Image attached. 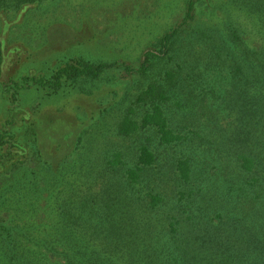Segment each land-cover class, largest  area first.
<instances>
[{
  "label": "trees",
  "instance_id": "trees-1",
  "mask_svg": "<svg viewBox=\"0 0 264 264\" xmlns=\"http://www.w3.org/2000/svg\"><path fill=\"white\" fill-rule=\"evenodd\" d=\"M31 1L40 2L0 0V6L17 10ZM256 1L254 6L248 3L249 9L243 3L235 7L255 13L264 28V0ZM192 8L193 0H188L187 12ZM189 27L186 22L163 34L159 50L147 51L148 55L172 60L176 40ZM215 27L208 37L222 52L208 57L215 64L213 82H200V93L190 83L188 100L173 101L171 93L178 83L199 76L198 72L206 77L210 66L197 59L196 67L184 71L177 63L176 72H165L168 84H149L137 94L144 114L124 117L113 130L117 142L135 145L133 163L125 161L121 144H114L96 166L84 164L79 156V147L87 144L83 131L73 139L72 129H43L34 135L38 141L34 159L41 161L36 169L25 165L27 156L23 159L25 148L19 141L16 152L12 149L16 143L10 142L7 153L0 156V213L8 222L0 225V255L7 264H179L178 257L180 264H197L192 262L196 258L199 264L234 263L232 247L243 239L240 234L264 245V42H252L240 34L239 26H228L223 33ZM204 50L202 46L200 52ZM144 68L143 64L137 70L125 67L137 74H144ZM104 69L102 63L74 61L58 67L53 80L42 76L24 80L27 85L58 90L63 79L95 83ZM12 89L17 94L19 88ZM192 109L196 117L185 112ZM174 111L187 115L176 122L168 115ZM45 140L55 143L53 152H48ZM68 140L75 144L71 151L65 149ZM3 142L0 132V145ZM72 152L76 155L71 158ZM92 171L103 179L119 176L121 193L130 190L129 200L133 197L129 202L133 211L106 198L109 186L98 184L99 177L90 178ZM36 173L48 176V183L32 179ZM12 190L21 191L13 197ZM45 190H51L54 199L53 223L39 226L35 214L41 200L50 198ZM256 213H262L258 221L248 218ZM33 233L41 248L30 245L28 236L34 237ZM181 238L197 243L195 255L183 254Z\"/></svg>",
  "mask_w": 264,
  "mask_h": 264
},
{
  "label": "rangeland",
  "instance_id": "rangeland-1",
  "mask_svg": "<svg viewBox=\"0 0 264 264\" xmlns=\"http://www.w3.org/2000/svg\"><path fill=\"white\" fill-rule=\"evenodd\" d=\"M187 1L40 0L27 2L17 10L0 6V132L4 140L0 145V156L4 151L7 153L11 141L16 143L12 148L16 152L19 141L25 148V165L29 167L33 164L36 169L41 161L34 159L38 143L34 141V135L41 134L43 129H72L73 139L78 132L83 131V142L87 144L79 147V156L84 164L96 166L105 150L114 144H121L119 147L125 151V161L133 163L136 159L135 145L126 141L117 142L113 130L118 129L124 117H140L144 114L141 104L136 103L137 94L141 90L153 83L165 86L170 82L165 79L167 70L176 72L175 66L180 68L179 64L184 71V68L196 67L197 59H204V64L210 65L206 77L198 72L199 76H192L193 80L178 83L171 93L172 100L187 101L186 92L190 95V83L198 93L200 90L197 86L200 82L212 83L216 70L214 60L209 62L208 57L222 52L208 37L215 26L222 33L228 26H239L240 34L245 33L252 42H264L263 19L254 13L252 15L257 17L255 19L235 7L239 3L254 6L255 3L259 4L258 1L193 0V8L189 12ZM186 22L191 27L176 40L174 52L170 53L172 60L169 56L155 58L148 55L147 51L159 50V39L163 34ZM219 22L224 25L220 26ZM202 46L205 50L200 52ZM190 53L199 54L187 56ZM74 61L102 63L105 69L95 83L63 79L58 90L25 83V77L29 76L53 80L54 71L58 67ZM142 64L146 66L144 74L130 73L125 69L129 67L137 70ZM12 87L19 88L17 94ZM195 111L192 109L185 112L188 116L196 117L198 113ZM187 114L179 116L175 111L168 113L176 122L182 121ZM63 136L64 134L62 140ZM45 141L50 144L49 148L46 146L48 152H53L55 147L51 145L55 143ZM41 143L42 140L39 141V147ZM68 143L65 149L71 151L75 144L71 140ZM73 155L76 154H68L71 158ZM127 165L130 166L128 163ZM27 173L30 172L25 174ZM90 175L92 179L99 177L98 184L105 182L109 186L106 198L119 200L124 207L133 211V206L129 204L130 200L134 202L133 197L130 196L129 200L130 190L121 193L123 183L119 176L116 178L112 175L103 179L99 174L95 175L94 171ZM35 177L43 178L48 183V176L41 177L37 173L34 177L31 175L32 179ZM16 181L17 179L14 181L15 186ZM19 191L21 190H12L10 196L14 197L13 194L17 195ZM44 195L50 197L51 190H45ZM53 200V197L41 200L39 214H35V222L39 226L53 223ZM261 214L256 213L248 218L258 221ZM141 216L142 214L137 218ZM3 217L0 213V225L8 223ZM17 220L20 221L19 218ZM144 221L149 220H142L140 223ZM37 232L39 231L36 230L35 233ZM35 233L34 237L29 234V243L32 247L41 248L36 242L38 235ZM138 233L141 234L139 230ZM240 235L244 240L239 239L232 247L234 263L213 261V264H264L263 242L252 241L246 233ZM193 243L195 245L180 239L183 254H196L198 245ZM193 261L199 264L198 258ZM178 262L181 263L179 257ZM204 262L208 264L206 260ZM0 264H7L1 255Z\"/></svg>",
  "mask_w": 264,
  "mask_h": 264
}]
</instances>
